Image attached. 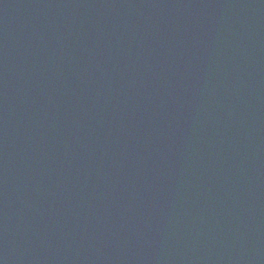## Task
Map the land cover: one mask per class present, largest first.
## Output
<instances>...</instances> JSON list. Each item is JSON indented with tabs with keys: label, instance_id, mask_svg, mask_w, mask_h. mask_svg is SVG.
<instances>
[{
	"label": "water",
	"instance_id": "95a60500",
	"mask_svg": "<svg viewBox=\"0 0 264 264\" xmlns=\"http://www.w3.org/2000/svg\"><path fill=\"white\" fill-rule=\"evenodd\" d=\"M0 264H264V0H0Z\"/></svg>",
	"mask_w": 264,
	"mask_h": 264
}]
</instances>
